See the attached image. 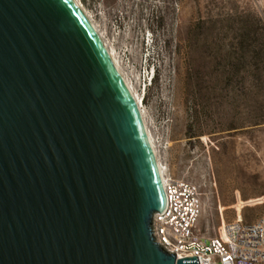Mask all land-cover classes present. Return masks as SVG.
<instances>
[{"label": "water", "instance_id": "obj_1", "mask_svg": "<svg viewBox=\"0 0 264 264\" xmlns=\"http://www.w3.org/2000/svg\"><path fill=\"white\" fill-rule=\"evenodd\" d=\"M165 210L139 105L74 0H0V264H197Z\"/></svg>", "mask_w": 264, "mask_h": 264}, {"label": "rangeland", "instance_id": "obj_2", "mask_svg": "<svg viewBox=\"0 0 264 264\" xmlns=\"http://www.w3.org/2000/svg\"><path fill=\"white\" fill-rule=\"evenodd\" d=\"M77 2L132 86L157 160L197 186L199 233L254 221L264 212V0Z\"/></svg>", "mask_w": 264, "mask_h": 264}, {"label": "built area", "instance_id": "obj_3", "mask_svg": "<svg viewBox=\"0 0 264 264\" xmlns=\"http://www.w3.org/2000/svg\"><path fill=\"white\" fill-rule=\"evenodd\" d=\"M159 168L165 177L163 189H168L165 210L155 213L151 222L159 247L175 261L194 257L197 264H264V212L250 223L240 216L222 222L217 235L207 238L196 227L201 212L197 186L173 178L162 164ZM162 219H169V226H162Z\"/></svg>", "mask_w": 264, "mask_h": 264}, {"label": "bare ground", "instance_id": "obj_4", "mask_svg": "<svg viewBox=\"0 0 264 264\" xmlns=\"http://www.w3.org/2000/svg\"><path fill=\"white\" fill-rule=\"evenodd\" d=\"M74 1L79 5V7L81 8V10L84 12V10H83L82 7L80 6V4L77 2V0H74ZM84 14L87 16V14H86L85 12H84ZM87 17H88V16H87ZM88 19L90 20V22L92 23V25L94 26V28L96 29V31L98 32V34L100 35V37H101V39H102V41H103V43H104L106 49L108 50V52H109V54H110V57H111L112 61L114 62L115 66L117 67V69H118V71H119V73H120L121 76L123 77L125 83H126L127 86L129 87V89H130V91H131L133 97H134L135 100L137 101V103H138V105H139V109H140L141 114H142V118H143V112H142V110H141V105H140V103H139V100H138L137 97L135 96V93H134L133 88H132V86L130 85L129 81L126 79V77H125L124 74L122 73V71H121V69H120V67H119V65H118V62H117V60L115 59V56H114L113 50L110 49V48L107 46L105 40L103 39V37L101 36V34H100L99 31L97 30V28L95 27V25L93 24V22L91 21V19H90L89 17H88ZM143 122H144V125H145V128H146L147 135H148V137H149V140H150L151 146H152V148H153V150H154V153H155V148H154L153 142H152V140H151V136L149 135V132H148V130H147V126H146V123H145V121H144V118H143ZM155 156H156V153H155ZM156 158H157V157H156ZM157 162H158L159 166H161V164L159 163L158 160H157ZM161 181H162V185H165V177L163 176V174H161ZM163 191H164L165 198H168V189H163ZM162 226H169V219H162Z\"/></svg>", "mask_w": 264, "mask_h": 264}, {"label": "trees", "instance_id": "obj_5", "mask_svg": "<svg viewBox=\"0 0 264 264\" xmlns=\"http://www.w3.org/2000/svg\"><path fill=\"white\" fill-rule=\"evenodd\" d=\"M154 79V77L151 78V80Z\"/></svg>", "mask_w": 264, "mask_h": 264}]
</instances>
